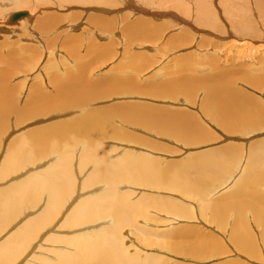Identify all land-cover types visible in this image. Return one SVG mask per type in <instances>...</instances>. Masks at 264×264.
<instances>
[{
  "label": "rangeland",
  "instance_id": "obj_1",
  "mask_svg": "<svg viewBox=\"0 0 264 264\" xmlns=\"http://www.w3.org/2000/svg\"><path fill=\"white\" fill-rule=\"evenodd\" d=\"M36 1L25 0L26 5L23 6L25 8L12 12L30 11L33 18L31 17L27 23L21 26L17 24L18 22H11L17 25L5 29L7 31L0 30V86H4L6 92L11 91L14 94L18 101L17 107L21 109L29 107L32 108V112L34 108L37 109V112L24 114L25 117L23 116L20 121H17L15 112L10 115L12 122L7 126L6 131L0 134V170L5 155L14 149V145L30 141L31 137H26L24 132L32 128L36 130L45 125H63V121L65 126L72 125L71 123L77 121L86 110L105 108L118 112V110L132 111V108L143 107V111L155 115L172 113L175 117L182 116L193 126L197 123L204 131L190 129L193 131L192 139H188L184 131H180L181 136V133L172 135L167 130L151 128L133 120L129 122L114 112L112 122L113 130L115 131L116 128V132L109 137H103L100 143L109 146L112 158L116 159L127 151H132L136 155H146L156 159L158 157L167 164L173 160L182 161L216 148L221 154L227 152L238 156L236 163L233 162L231 166L232 170L224 173L225 176L219 181H213L209 185L210 191H217L210 195L211 200L217 201L220 193L231 188L230 191L236 189V180L244 175L248 168L251 146L264 141V0H208V3L205 0L200 11H196L199 9L198 0H180V2L132 0L133 4L139 6L137 10L127 5L129 1L115 0L114 6L112 3L97 5L98 8H110V12L96 10L101 20L95 21L90 20V15L94 14L95 10L87 17L88 15H84L87 7L83 8L80 3L48 0L44 6L39 3L40 0ZM37 4L40 5L36 7ZM194 8L192 12L190 9ZM81 10L83 13H80ZM44 11L47 13L45 14ZM55 12L61 15V18H56L57 20L52 18L55 20L54 23L51 21L50 24L46 23L49 21L47 15ZM72 13L80 15V19L76 21L77 24L80 23L78 29H73L69 25L74 20L62 17L63 14ZM170 14L176 15L177 18L171 17ZM43 16H46V19L48 17L47 21L39 22ZM197 20L203 23L199 21L197 23ZM67 25L70 27L68 28ZM130 25H134L137 30L130 31L128 29ZM74 36L76 38H73ZM75 74L77 79L79 77L80 80L85 79L87 84L90 81L92 84L81 88L77 86L73 90L64 87L69 76ZM101 80L105 83L98 82ZM215 83H222L220 88H224L229 91L228 94H234L237 98L239 94L243 95L247 101L241 100L243 105L255 109L256 115H260V118L247 119L246 125L231 130L225 125L226 120L223 116L221 117L216 111L213 112L214 109L207 102L210 100L207 94L209 95V90L213 89ZM91 85L100 87L97 88L98 90L95 89V94L93 92L86 94ZM74 93L75 95L85 93L90 96L83 103L71 104L67 101L75 96ZM38 96L42 97V100ZM118 131L126 134L121 135L117 133ZM199 138L200 140H197ZM12 141L13 143L9 144ZM229 144H232L233 148ZM227 145L230 146V149L229 146L227 147L229 151L224 147ZM74 149L75 146L70 151L74 152ZM233 149L237 150V153H233L231 151ZM74 154L78 155V152ZM42 160L44 162L45 159H35V163L29 166L35 169V164L41 165ZM23 165L0 177V188L20 178L28 168L26 162ZM80 178L79 175L75 180L76 186L79 181L81 182ZM134 186L135 184L130 190L139 192L140 188ZM260 186L262 187L259 190L264 191V184L261 183ZM160 189L155 186H143L140 192L161 197L171 195L172 198H179L180 196L169 189ZM181 199L186 203L185 206H190L192 209L191 216H186L183 211L171 212L163 209L164 213H155V215L165 220L155 219L152 223L149 219L146 222H151L150 226L144 221H141V225L152 227L153 233L155 229L161 232L166 228L183 227L192 229L194 235L188 236L187 232L181 230L179 234L167 237L170 239H166L165 242L168 244V241H171L177 247L167 251L161 247H153L155 243L147 245L143 240L133 237L134 243L143 249L141 253L149 257L160 254L165 258L160 259L162 264H264V221H260L262 219H255L257 217L250 212L246 213L245 219L243 217L249 229V235H246L244 241L254 243L251 249L247 250V247L241 241L239 244L238 240V237L242 240L244 234L232 231V224L236 218L232 211L225 214L223 226L210 219L207 220L208 218L201 213L199 199L184 195ZM152 215L155 216L153 213ZM2 236L1 234L0 241L3 239ZM152 238L156 239L155 236ZM22 263L23 259L19 264Z\"/></svg>",
  "mask_w": 264,
  "mask_h": 264
},
{
  "label": "bare ground",
  "instance_id": "obj_2",
  "mask_svg": "<svg viewBox=\"0 0 264 264\" xmlns=\"http://www.w3.org/2000/svg\"><path fill=\"white\" fill-rule=\"evenodd\" d=\"M47 1L48 0H40L39 3L45 6ZM58 1L69 3L77 2L80 3V5L82 4L83 8L87 7V9H85L86 12H84L86 13L84 14L85 16L88 15L87 17L95 10L94 14L90 15V20L95 21L101 20V16L98 15L96 10L110 12V8H98L97 5H111L112 3V6H114L115 0ZM124 1H129L127 5L131 8L134 7L135 10L139 7L133 4L134 1L132 2V0H123V2ZM178 1L180 2V0ZM203 1L205 0L197 1V7H199V9L197 8L198 10L196 11L203 9ZM25 5V0H0V30L4 29L2 31H7L5 29L11 26L14 27L17 24L21 25L27 23L32 17L30 11L20 10L12 13L17 9L25 8L23 7ZM39 5L40 4H37L36 7ZM180 6L181 5H179V8H181ZM187 10L189 11V9ZM190 10L193 12L195 8ZM44 12L45 14L47 13L46 11ZM15 13H22V15L14 18ZM78 13L62 15V17L65 16L66 19L70 18V20H74L72 24H69L73 29H78V25L80 24L76 22L80 19ZM80 13H83L82 10ZM57 14L56 12L48 14L49 21H47L48 17L46 19V16H43L39 19L40 21H38H47L46 23L51 21L54 23V21L57 20L56 18H61V15ZM171 17L177 18L174 14L171 15ZM52 18H55V20ZM183 20H185V18ZM198 21L199 20H197V23H203L202 21ZM11 22L18 23L11 24ZM69 25H67L68 28L70 27ZM128 29L132 32L137 30L134 25L128 26ZM73 38H76V36ZM98 82L102 83L104 81L101 80ZM88 84H92L91 81ZM88 84L85 79L84 81L80 80L79 77L77 79L75 74V76H69L64 87L73 90L77 86L81 88L88 86ZM214 85L213 89L211 88L209 90V95L206 93L210 98L207 102H209V105L214 109L212 110L213 112L216 111L221 117L223 116V119L226 120L225 125L230 127V129H238L242 125H246L247 119H255V117L260 118V115H256L255 109L252 110L251 107L247 108V105H243L241 100L245 99L243 95L240 96L239 92H237V94H239L237 98L234 94H228L229 91H226L224 88H220L222 87V83H215ZM99 87L91 85L86 94H91L92 92L95 94V89L98 90L97 88ZM6 91L7 89L5 90L4 86H0V134L5 132L7 126L12 122V120H10L12 112L16 113L17 121L23 119L24 114L29 115V113L31 114L32 112V108L22 107L21 109L17 107L18 101L14 94L11 93L10 90V92ZM84 94L85 93H79V95H75L74 93L75 96L69 98L67 102L71 104L73 102L74 104L83 103L90 96ZM38 97L40 98V96ZM61 98L62 97H59V99ZM74 98L76 99L74 100ZM56 100L58 101V99ZM61 103H63V101H61ZM53 104L51 106H53ZM34 111L37 112V109L34 108L33 112ZM44 111H46V108H44ZM114 112L122 115H119V117L129 120V122L133 120L151 128L156 127L158 130H167V132L170 131L172 135L181 133V136L182 132L180 131H184L188 139H192L191 134L194 131L193 129H202L197 123H195L194 126L191 125L188 123L189 120L182 118V116L175 117L172 113L155 115L154 113L143 111V107H138L132 108V111L118 110V112L105 108L86 110L77 121L71 123L72 125L67 124L68 126H65L64 121L61 120L63 121V125L55 124V126H52L51 122V126H40V128L36 130L32 128V130L30 129L24 132L26 137H31L30 141L28 143H16L18 145H14V149L10 150V152L5 155L0 170V177H3L9 174L13 169L15 170V167H19L21 164L25 165V162L28 164L26 165L28 168L21 174L20 178L6 187L0 188V235H3L1 237L3 239L0 241V264H19L22 262V259V264H160V259L165 258L160 254H155V257L144 255L141 253L143 249L141 246L139 247L134 243L133 237L143 240L144 244L147 245H153V243H155L156 245L153 247H161L165 251L170 248L172 250L176 249L177 247L173 245V242L168 241V244L165 242L166 239H170L167 237H173V235L179 234L181 230L185 233L187 232L188 236H190L193 234L192 229L173 227L166 228L161 232L155 229L153 233L152 227L141 225V221H144V223L150 226L151 222L153 223L155 219L165 220L161 216L155 215V213H164L165 211L163 209L171 212L175 210L183 211L186 216H191L192 209L190 206H185L186 203L181 199L182 195L199 199L201 213L208 218L207 220L210 219L223 226L225 214L232 211L236 217L232 224V231L234 230L236 233L241 232L244 234L242 235V240H240L241 237H238L239 244L242 242L244 246L247 247V250L251 249L250 247L254 243L251 244L250 241H244L249 235V229L246 227L247 222L244 219L246 213L250 212L257 217H254L255 219L260 218L262 219L260 221H264V191H262V193L259 190L262 187L260 184H264V141L255 145L253 144L251 149L248 147L250 149L248 154L250 156L248 168L245 174L237 179L238 182L234 179L236 180V189L233 191H230L232 188L226 190L219 194L217 201H212L210 195L217 191H210L209 185H211L213 181H219L225 176L224 173L230 171V169L232 170L231 166L233 162L236 163L235 161L238 155L227 154V152L221 154L219 150L214 147L216 150L214 149L213 151H206L203 153L200 152L201 154L188 158L186 157L187 159L182 161L176 162V160L174 162L173 160V162L167 164H164L158 157L157 160L154 157L133 154L134 152L132 151H127L124 155L119 157L116 156L117 158L114 159L110 153L111 149H108L109 146L107 147L100 144L102 143L101 140L103 137H109L110 134L116 132V128L115 131L113 130L114 123L112 122ZM253 123L255 124L256 122ZM52 124H54V122ZM190 129L193 131H190ZM117 133L121 135L126 134L123 133V131H118ZM199 134H197V136L202 138ZM20 137H18V139ZM18 139L16 140L17 142ZM24 140L23 137L22 141ZM197 140H200V138ZM12 143L13 141L9 144ZM229 145L224 146L225 149H227ZM74 146V152H71L70 150L73 149ZM231 147L233 148V145ZM76 151L78 155L74 154ZM224 151L225 150H223V153ZM231 151L237 153L235 149ZM50 154H52V156L49 157ZM39 158L45 159L44 162L42 160L41 165L35 164V169H33V166H29L35 163V159ZM79 175L81 177V182L79 181L76 186L75 180L79 178ZM134 184V187H138L140 190L143 186H155L159 190H161L160 188L169 189L172 192L178 193L180 196H178L179 198H172L171 195L168 197H161L156 194L151 195V193L144 194L142 193L143 191L140 192V190H138L139 192H135V190H130V187ZM71 196H74V198L71 199ZM184 199L186 200L187 198ZM199 200H197V202ZM152 213L155 216H153ZM149 219L151 222H146V220ZM152 236H155L157 240L153 239ZM238 240H236V242Z\"/></svg>",
  "mask_w": 264,
  "mask_h": 264
},
{
  "label": "water",
  "instance_id": "obj_3",
  "mask_svg": "<svg viewBox=\"0 0 264 264\" xmlns=\"http://www.w3.org/2000/svg\"><path fill=\"white\" fill-rule=\"evenodd\" d=\"M20 15H22V13H15L14 18H16V17H18Z\"/></svg>",
  "mask_w": 264,
  "mask_h": 264
}]
</instances>
